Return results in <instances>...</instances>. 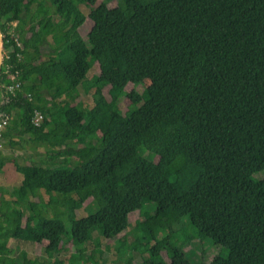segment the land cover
Instances as JSON below:
<instances>
[{"label": "trees", "instance_id": "obj_1", "mask_svg": "<svg viewBox=\"0 0 264 264\" xmlns=\"http://www.w3.org/2000/svg\"><path fill=\"white\" fill-rule=\"evenodd\" d=\"M112 1L0 0V137L49 154L22 164L0 147V264H104L108 238L114 264H196L191 234L221 248L201 264H264V0ZM22 241L52 258L12 256Z\"/></svg>", "mask_w": 264, "mask_h": 264}, {"label": "rangeland", "instance_id": "obj_2", "mask_svg": "<svg viewBox=\"0 0 264 264\" xmlns=\"http://www.w3.org/2000/svg\"><path fill=\"white\" fill-rule=\"evenodd\" d=\"M103 0H98V2L96 3V5L100 4ZM117 1L113 0L110 4V6L112 5H116ZM92 27V23L89 19H87L85 21V23L81 26L80 28V32L86 37L88 32L91 30ZM20 43L21 39H20ZM63 51V50H62ZM63 53V52H62ZM105 64L104 61L102 59H100V61L96 64L95 68V72L100 73V71L104 68ZM92 68L88 75L92 74V70L94 69ZM2 96L0 94V100H2ZM80 98H77V100H79ZM129 101H125L123 102V104H121V106L124 108V111L127 110V106H128ZM113 107V105H112ZM114 108V107H113ZM3 116V113L0 114V119ZM71 123L75 124V122H73V119H71ZM4 128H1V131H3ZM33 137L27 135L25 136V141L24 143V148L21 147H16L13 148L11 147L10 144L7 143V139L5 138L4 140L1 139L0 137V147L2 148V151L4 153V155L8 156V157H13V159L18 160L20 163L22 164H33V163H40L43 160H46L49 156L48 154V149L47 146L44 144H40V145H36L32 142ZM9 160L5 161V167H6V171L5 174H2L1 176V180L2 183L4 184L5 187H7L10 191H12L13 186L18 185V183L20 182V174L17 173L15 171V167H13V164L11 162H8ZM75 164V162L73 163ZM4 165L3 161H0V167ZM255 178H264V171L261 172H257L254 174ZM45 197H49L47 196V194H45ZM233 197L229 194L222 196L221 198H217L215 200L216 203L220 204V203H229L231 201H233ZM38 200V199H37ZM97 209V206H93V204H91V202H85L84 208L82 210H80V212L78 214H87V213H92ZM80 215V216H82ZM138 213H135L134 215H132V221H134V219H136L138 217ZM67 228L70 229V223H67ZM192 235V236H191ZM187 237V245H184V250L186 253L187 258L192 261L193 263L196 264H201L202 262H207L210 261V259L214 256V254L217 252H220V247H216V246H211V243H205V245H203V240L204 239V235H200L199 237H194V234H191ZM66 239V236H65ZM24 243L21 244H17L18 246L13 245L12 248V253L11 255L22 260V252L24 250H26L28 252V254L31 257H44L47 259H50L49 256L44 252V246L45 244H40V243H36V246H31L28 245L27 243H25V241H22ZM113 245V248L111 249V251H108L107 246H111ZM187 246V247H186ZM66 251L63 252L62 254V259L64 257H66L67 255H69V253L71 251H74L75 248L72 246L71 243L66 244ZM95 248V245H92V247L89 249V252L93 251ZM103 248L104 253L102 254L103 256H101V254L96 253V259H99L100 261H102L104 264H114L113 263V259H115V253L118 252L117 250L119 249L117 243H116V239L113 238H108L106 239L105 243L103 244ZM24 251V252H26ZM23 252V253H24ZM52 258V257H51ZM118 264H124L123 261H119L117 262ZM55 264H63V262L59 261L58 263ZM127 264H156L153 262V260H149L147 257V254H141L138 252H135V254H133V256H128L127 257Z\"/></svg>", "mask_w": 264, "mask_h": 264}, {"label": "built area", "instance_id": "obj_3", "mask_svg": "<svg viewBox=\"0 0 264 264\" xmlns=\"http://www.w3.org/2000/svg\"><path fill=\"white\" fill-rule=\"evenodd\" d=\"M10 77L15 78V74L10 75ZM19 87H20V83L17 82L14 85L8 86L7 89L9 91H13L14 89L19 88ZM34 121L36 122V124H40L43 121V114L38 110L34 111ZM8 123H9V115L3 113V116L0 119V131H1V128H6Z\"/></svg>", "mask_w": 264, "mask_h": 264}, {"label": "water", "instance_id": "obj_4", "mask_svg": "<svg viewBox=\"0 0 264 264\" xmlns=\"http://www.w3.org/2000/svg\"><path fill=\"white\" fill-rule=\"evenodd\" d=\"M4 37H3V33L1 31V27H0V74H1V70H2V65L4 62Z\"/></svg>", "mask_w": 264, "mask_h": 264}]
</instances>
